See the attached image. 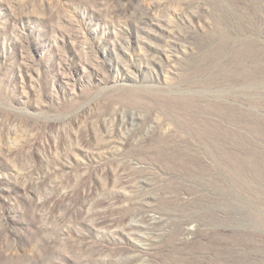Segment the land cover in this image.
I'll list each match as a JSON object with an SVG mask.
<instances>
[{
  "label": "rangeland",
  "instance_id": "374dc122",
  "mask_svg": "<svg viewBox=\"0 0 264 264\" xmlns=\"http://www.w3.org/2000/svg\"><path fill=\"white\" fill-rule=\"evenodd\" d=\"M0 264H264V0H0Z\"/></svg>",
  "mask_w": 264,
  "mask_h": 264
},
{
  "label": "bare ground",
  "instance_id": "6f19581e",
  "mask_svg": "<svg viewBox=\"0 0 264 264\" xmlns=\"http://www.w3.org/2000/svg\"><path fill=\"white\" fill-rule=\"evenodd\" d=\"M113 1H115V0H113ZM139 18H140L139 21H140L142 28L146 29L151 24H157L156 23L157 19H156L154 13L151 12V9H147V8L143 9L142 8L141 11L139 12ZM154 218H156V216ZM161 219L162 218H160V220Z\"/></svg>",
  "mask_w": 264,
  "mask_h": 264
}]
</instances>
